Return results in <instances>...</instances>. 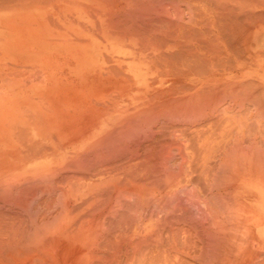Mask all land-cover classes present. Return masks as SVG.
<instances>
[{
  "label": "bare ground",
  "instance_id": "1",
  "mask_svg": "<svg viewBox=\"0 0 264 264\" xmlns=\"http://www.w3.org/2000/svg\"><path fill=\"white\" fill-rule=\"evenodd\" d=\"M0 47H2L0 50V76L2 77V80L0 79L2 82V86L0 84L2 88H0V128H3V130L0 129V264H191L200 254L199 251L203 248L202 251H204L205 247L211 251L217 249V255L213 254L214 250L211 253L215 256L210 257L211 254L207 253L210 258L218 256L220 250H224L225 247V251H222L224 253L230 246L231 249L228 248L230 253L238 251L239 244L237 243L242 239L239 236L240 241L238 240L235 244L238 247L234 245L235 248L237 247L236 250L232 245V242L237 241V239L232 241L234 238L228 241L231 245H227L228 247L222 245L224 248L221 247L222 249L219 250V244H222L221 239L231 238L232 235L234 237L235 234L232 233L238 229L239 233L236 235H240L242 234L240 232L244 233L246 230L244 228V231H240V226L236 229L232 227L235 231L230 233L231 236L229 234V237L226 236V229L234 223L232 221L237 219V215L239 217L240 213L234 209L237 205L234 206L232 203V206L230 203L234 199H223L224 201L228 200L230 203L228 204V202H222V198L218 197L221 205L223 203L230 205L231 209H227L230 210L229 213L238 212L236 217L232 213L233 219H230L228 215L231 216V214L227 211L226 221H232H229V225L227 224L226 227H222L221 225L227 222H225V218H223L224 222L220 220V223L223 222L222 224L217 222L220 215L217 217L215 214L217 211L214 210L219 207H222L223 210L224 204L221 206L218 203L215 209V203H211L213 201L210 200L212 195L203 199V195L198 191V186L203 182L200 184L199 178L196 181L198 176L196 167H199V163L204 158L198 160L196 157L201 154L202 157L211 156L215 159L216 155L224 150L218 149L220 153L217 154V148L224 147V164L233 166V161L238 158L241 168L238 165L236 167L241 171L236 170L239 172L236 174V178L245 182L247 181L244 179L247 171L250 172L252 169L251 167L250 171L246 169L248 168L246 167L247 163L250 162L248 157L250 156L251 161H254V155L260 153L261 145L259 148L257 147V151L260 149L257 154H253V152L249 155L252 145H248V142H251L249 138L254 136L252 131L257 127L260 129L259 126L264 124L262 121L264 119V91L261 92L262 90L259 91L260 87L257 88L259 90L255 87L257 90L255 92L253 85L257 84L255 81L253 83L249 80L253 79L264 85L262 80L264 76V0H0ZM144 79L151 82L149 91L144 88L147 86L140 85L141 80ZM261 83L262 89L264 86ZM44 98H50L53 101L50 104L52 107H47L49 103L44 102ZM35 102L38 104L37 107ZM222 103L226 104L223 106ZM251 103L254 105L251 110L254 109L257 114L259 113L256 115L254 112L258 117L255 121L259 122V126L256 128L249 125L255 117L254 115L248 117V114L251 113V110H247L248 104ZM220 106L224 109H220ZM43 109L53 110L56 113L55 117L49 121L55 122L56 137L61 144L47 146L48 148L40 156L30 157L22 150V139L19 138L18 132L13 127L27 126L28 121L21 120V118L26 117L25 113L28 111H34L38 116L29 129L35 141L44 142L48 138L46 134L48 120L45 118L43 120ZM6 111L8 116L3 115ZM167 113L171 114L169 117L177 113L174 115L175 117L173 116L174 120L173 117L167 119L166 116V119L169 120L167 124L171 120L169 125L172 120L177 122V118L182 117V120L184 116L189 120L187 119L183 123H189L192 119L200 118L202 113L201 116L204 119L201 123L197 119L198 122L195 123L196 132L194 135L198 136L197 140L194 137L195 143H193L194 140L189 143L194 161L195 159L198 161V163H194V167L191 165L194 161L189 160L193 157L190 156L191 151L189 153L185 148L188 145L184 146L188 138L186 133H189L185 129H188L187 124L185 128H183L184 125L179 128L174 123L173 126H167L165 123L170 129L174 128V131H171L176 134V139H174L176 142H163L160 139L162 144L158 145L161 148L153 142L154 139H149L150 142L147 143L144 142L147 137L144 136L143 131L148 125L143 123H151L146 129H151L152 124L154 126L161 121V124H164L165 117L161 121L158 120ZM190 117L192 118L190 119ZM181 120L179 119V121ZM139 124L146 125L144 130ZM110 125L113 126L111 129ZM136 125H139V128L135 129ZM158 125L160 124L158 123ZM162 126L164 127V125L159 127L163 128ZM249 126L252 131L248 129ZM166 128L167 136L173 139L174 137L169 135L171 131L169 132V129ZM190 128L191 126H189ZM138 129H140L139 133L143 130L140 138L146 137L144 141L139 139ZM158 129L155 130L156 133ZM194 129L192 128L193 131ZM234 129H238V133L240 132L239 136H236L235 133V138L232 135ZM133 130L139 134L137 138L139 144L127 141L129 135H132V138L136 136V132ZM248 130L251 131L248 134L251 135L249 138H247ZM260 130L258 131L260 132ZM263 130L264 125L261 133L257 131V134H261L257 138L259 141L257 144L261 142L259 139L260 137L262 139ZM114 131L118 133V138L115 140H113L114 133L111 135ZM152 131L154 132V129ZM177 131L179 132L177 133ZM184 131L186 132L183 133ZM130 132H134V135ZM158 133H160L159 130ZM151 134L153 133L149 131L148 138ZM231 135L234 139L231 138ZM167 136L164 135L163 138L166 140ZM254 137L256 138V134ZM254 137L251 139L252 141L254 139L255 142L257 140ZM236 138L240 142V145L238 144L240 150L236 148L237 158L234 159L235 154L233 156L231 152L235 149L231 147L237 144L234 143ZM88 140L93 142L88 144ZM110 140L111 143L112 140L116 143V145L109 144L114 157L106 159L108 154L110 156L112 154V151L110 153L104 149L108 146L107 141ZM119 141L122 143L119 144ZM263 141L264 138L262 139L264 148ZM223 142L226 143V146L224 144L220 146ZM252 144L256 145V142ZM93 145L98 146L99 149L101 147L100 150L104 147L103 149L108 152L102 154L103 159H98L99 149L97 147L98 151H95L91 148ZM60 147L62 150L58 149ZM69 147H76L77 150L70 153L67 149ZM189 147L187 148L189 149ZM249 147L251 151L247 153L246 148L249 150ZM121 148L122 151H120ZM230 148L234 150L230 151ZM91 150L94 152H90V159L98 154V160L91 162L88 157L87 159L85 157L84 160L80 157V159L82 158L81 162L75 158L84 156L86 153L88 155ZM202 153L205 155L203 156ZM92 154L96 155L92 157ZM58 155H60L59 158ZM66 155L71 159H64L67 157ZM38 157H52V161L45 160L40 167L33 169L28 166L27 168V164L37 160L34 158ZM115 157L117 158L114 159ZM199 158L201 157L199 156ZM255 159L257 160V158ZM259 161L253 163L258 164ZM222 162L219 165H222ZM201 167L202 165L198 168L199 171L204 166ZM219 167L217 168L219 169ZM195 172L196 176L194 175L195 178H193ZM223 172L225 173V171ZM204 173L205 176L206 171ZM212 173L216 174L214 171ZM232 174L231 176L235 177V173ZM219 175L217 173L215 176ZM227 175L225 174V176ZM256 176L259 180L260 177L257 173ZM213 177L212 179L216 180ZM32 178L33 180L38 179L35 182L40 179L42 183L46 184L43 187L40 185L41 191H44L43 196L46 193H53V191L57 192L59 196L54 199L53 197L56 195L53 194L52 197L50 194L51 197L47 196L49 198H47V202L43 199L42 202L47 210L44 211L42 207H39L41 212H44L41 213L38 209V212L41 213H36L39 215L38 218L33 213L37 219L32 216L31 208H29L30 214L27 213L31 218H26L24 215L23 204L28 207L26 205L29 201V199L26 200L28 196L23 197L25 200L17 199V197L16 200L12 198L14 195L17 196V194L12 196L15 187L17 191H20V186L27 184L28 180ZM203 178L207 179L206 176ZM209 178L208 181L206 180L207 182H209ZM235 179L234 181H236ZM191 180L196 182L188 191L195 192L197 190L195 193L199 192L198 196H202L199 199L204 200L205 207H203L206 208L202 211L206 210L210 214L207 220L204 217L206 215L203 216V213L206 212L202 213V219L198 218L201 215L200 208L202 209V207L200 205L202 204L194 206L197 203L192 205L193 200L188 198L195 193L193 195L188 193V196L185 194L188 192L189 185L192 186L193 181ZM31 182L29 181L30 184ZM48 182H52L53 186H50ZM219 182L218 186L222 184L221 181ZM196 183L199 185L196 186ZM210 183L212 185V182ZM217 183L216 185L213 183V185L217 186ZM26 184L24 189L29 187ZM35 184L37 185V183H33V185ZM203 184L209 185L208 183ZM211 187L207 189V186L202 190L205 193L206 190L213 189ZM38 188L37 190H39ZM226 188L228 189L223 195L231 197L233 192L230 193V185ZM105 189L110 190L108 195L104 192ZM21 191L18 197L22 196L23 191ZM41 191H38L39 194ZM214 191L212 193L210 191L209 194H214ZM218 192L220 191L218 190ZM217 196L215 201L218 200ZM40 197L39 199H42ZM194 198H197L196 195ZM199 199L198 201H201ZM18 200L22 201L18 202ZM188 200H190V205L188 202L187 204L184 202ZM239 200L242 203V199L239 198ZM239 200H234V202ZM242 201L244 203V200ZM14 202L17 205L14 204V206L17 209L21 207V210L15 211L16 208L12 206ZM42 202L40 204L43 205ZM245 203L247 204L246 201ZM245 203L241 204L240 209L238 207L236 209L243 208L244 211L245 207H250ZM124 204L127 206L125 207L126 212L119 210ZM186 205L197 208H194L193 211ZM244 205L245 207H243ZM224 206L226 207V205ZM12 207L14 210H11ZM189 209L191 213L196 211L198 216L194 213L191 214ZM232 209L234 211L231 212ZM245 209L248 212L249 208ZM118 211H122L124 214L118 215ZM35 212L37 211L35 210ZM186 212L190 213L192 217L194 214L197 219L187 216ZM226 213L221 214L225 215ZM109 215L110 218H113L110 223L108 222ZM242 216L246 220V218L250 219L252 215L248 217L247 214L246 218V214ZM240 218L243 220L241 216ZM200 220H204V222H200ZM251 221L254 220L251 218ZM217 223L220 229L221 227L225 228L221 229V232L226 230V235L224 232L222 234L217 231ZM107 225H111L110 231H108ZM212 225L217 227V234L215 229L214 233L209 229L205 233L204 228ZM187 226L195 229V232H191ZM200 226L202 231L204 229L203 232L200 231L204 235L203 237H206L205 234H207L206 240L200 237L202 234L197 231ZM244 227H247V224ZM186 228L191 232V238H189L190 232L187 234L189 240L195 236L196 240L193 241H198L193 243L196 248L202 239V242L209 241L211 240L208 239L209 237L215 241L218 239L213 238L220 237L218 233L222 235L220 241L213 242L214 246L211 240L210 244L213 249L211 246L209 248L207 241V246L203 242L205 246L200 247L202 248L200 250L198 248V252L194 251L193 253L190 250L188 252V249L186 252L185 247L181 245V241H185L187 237V235H183L187 232ZM209 232L211 233L209 234ZM198 234H200L199 237ZM244 235L242 234V237ZM255 236L250 237L255 239ZM197 237L202 239L197 240ZM191 240L189 242H192ZM248 240L251 241V238L248 237ZM186 241L188 242V240ZM253 241L259 242V240ZM218 242L220 243L218 244ZM258 242H255L256 245L259 244ZM201 245L200 243L199 246ZM251 245L249 244L250 248L246 246L248 250H252ZM191 246L186 247L191 249ZM215 246H219V248ZM255 248H253L255 253L251 255V258H255L254 255L263 252L260 249L262 247ZM194 250H196L195 246ZM240 250H242V246ZM256 250L260 253L258 254ZM204 252H202V257L201 254L199 255L201 259L208 258V256H204L206 254L203 255ZM186 253H192L195 258L192 257V254L186 255ZM240 253L237 252V254ZM250 253L244 256L248 259ZM222 254L220 255L222 256ZM184 255L187 260H189L187 256L192 257L193 260L188 262ZM262 255L258 259H262L264 257ZM230 256L232 258V255ZM230 256L228 257L230 258ZM256 259H254V263H252L253 261L249 263L247 260L248 264L262 263V260L257 262ZM198 260L197 258L196 263ZM216 260H218L217 257ZM229 261L227 260L226 263ZM247 261L244 264H247ZM217 263L218 261L215 262V264ZM236 263L238 262L236 261ZM241 263L243 264V261Z\"/></svg>",
  "mask_w": 264,
  "mask_h": 264
},
{
  "label": "rangeland",
  "instance_id": "2",
  "mask_svg": "<svg viewBox=\"0 0 264 264\" xmlns=\"http://www.w3.org/2000/svg\"><path fill=\"white\" fill-rule=\"evenodd\" d=\"M0 50H2V47H0ZM263 65H264V61H263ZM263 65H262V66H263ZM263 67H264V66H263ZM14 70H18V69H14ZM0 77H1V76H0ZM252 78L255 79L254 76H252ZM0 79L2 80V77H1ZM1 80H0V84H1V86H2V82H1ZM262 80L264 81V76H263ZM249 81H250V82H253V83H254V81H255V84L259 85V86H257V85H253V89H254L255 92H256L257 90H259V89H257L258 87H260V90H259V91H261V90H262L261 92L264 91V90H263V89H264V87H263V86H264L263 83H261V82L258 83L256 80H253V79H251V80H249ZM150 83H151L150 81H148L147 79H144V80H141L140 85H141V86H147V87H144V88H145L146 90L149 91V89H150V87H151ZM260 83H261V85H263V86H262V87H263L262 89H261ZM1 86H0V88H1ZM255 87H256L257 90L255 89ZM1 89H2V88H1ZM11 92H12V91H11ZM37 102H40V101L37 100ZM37 102H35L36 107L38 106ZM44 102L49 103V105H48L47 107H52V106H50V104H51V102H53V101H52L50 98H48V99H47V98H44ZM225 104H226V103H225ZM225 104L222 103L223 106H224ZM248 106H249L250 109L248 108L247 110H251L252 106L254 107L253 103L248 104ZM246 107H247V106H246ZM246 107H245V108H246ZM222 108H223V107L220 106V109H222ZM256 108H257V107H256ZM36 109H37V108H36ZM223 109H224V108H223ZM252 112H253V113L256 112V115L259 114V113L257 114V111H254V109H253V111L251 110V113L248 114V117H251L252 115L255 116V113L253 114ZM42 113H43V114H42V116H43V120H44V118H45V120H48V122H47V124H48V128H47V131H46V134H47L48 138H47L44 142H41V141H35V139H33V137H32V133L30 132V129H29V128H31L32 123L35 122L36 117L38 116L37 113L34 112V111H31V110L28 111L27 113H25L26 117L21 118V120L26 119V120L28 121V122L26 123L27 126H25V127H23V126L15 127V126H14V127H13V128H15L16 131L18 132V136H19V138L22 139V140H21V145H22L21 148H22V150H23L24 152L28 153V154L30 155V157H32V156H33V157L40 156V154H43V151H44L46 148H48L47 146H51V147H52L54 144H57V145H60V144H61L60 141L58 140V137H56V136H57V135H56V134H57V129H56V126H55V125H56L55 122H54V121H51V122L49 121V119L51 120V119H53V118L55 117L56 113H55L53 110L48 111V110H46V109H43V110H42ZM263 113H264V112H263ZM165 114H166V113H165ZM175 114L177 115V113H175ZM175 114H172V115L174 116ZM250 114H251V115H250ZM3 115L8 116V112H7V111L4 112ZM170 115H171V114H170ZM170 115L167 113V115H165V116H161L160 120H158V119H157V120H158V121H161V120H163L164 117H165L166 122H165V120H164V121H163L164 124H161L162 121H161V122H158V123H159L160 125H164V127H165L166 124H167V122L169 121V120H167V119H168V117H169ZM178 115H179V114H178ZM201 115H202V113H201ZM201 115H200V118H197L198 121L200 120L199 123H201V121L204 119V118H202ZM249 115H250V116H249ZM261 115H262V114H261ZM166 116H167V119H166ZM173 116H171V117H173ZM180 116H181V115H180ZM162 117H163V118H162ZM171 117H169V118H171ZM174 117H175V116H174ZM174 117L172 118L173 120H174ZM176 117H178V116H176ZM185 117H186V116H184V118H183L184 121H182L183 119L181 120L182 117H181V118H177V122H176V121L173 122V120H172V123L169 125V123L171 122V120H170V122L167 124V126H168V125H169V126H173V123H174V124L177 125V127H179V128H182L183 125H184L183 128H185V127H186L185 125L187 124L188 129H187V128H185V129L188 130L187 132H189L190 134H189V133H186V134H188V135H187L188 138H187L186 135L184 134V136L188 139V140L186 139V144H184V146H187V145H188L187 147H189V146H190L189 143H192L191 140H192V141L194 140L193 143H195V139H194V137L196 136V134L194 135V132H196V125H195V123H197L198 121H197V119H195V117H193L195 120L192 119V120H191L192 122L190 121L191 124H190V122H189V123L187 122L186 124H184L183 122H185L187 119L189 120V118H186V119H185ZM221 117H222V116H221ZM256 117H257V116L254 117V120H252V122L249 121L250 124L248 123L249 125H252V127H255V128H256L257 126H259V122L255 121V120H256ZM191 118H192V117H190V119H191ZM257 118H258V117H257ZM179 119H180L182 122L179 121ZM261 119H262V118H261ZM219 120H220V119H219ZM221 120H222V118H221ZM257 120H258V119H257ZM193 121H194V123H193ZM196 121H197V122H196ZM262 121H264V119H263ZM156 122H157V121H156ZM156 122H155V123H156ZM220 122H222V121H220ZM145 123H146V125H148V126H146V125L143 126L142 124H141V125L139 124L143 130H144V127H145V126H146L147 128H149V124H151V123H148V122H144L143 124H145ZM147 123H148V124H147ZM155 123H154V124H155ZM158 123H156V124L154 125L155 127H154L153 124H152V127L150 126L151 129H146V127H145V130H146V131H145V130L143 131V130L141 129V130L143 131V134L145 133L144 136L147 137V138L144 137V138H146L145 141H144V138H143V137H142V139L140 138V136H141V134H142V131H141V133H139L140 129L137 130V132H138L140 135L137 134V132H136L135 130H133L134 132H136V134H135L136 136H134L135 138H134V137L132 138V135H129V138H127V139H128L127 141H128V142L130 141L129 143H134V142H136V143L139 144V141H137V140H139V139H141V141H144V142H146V143H147V142H150V141H148L149 139H154L153 142L156 143L157 145H158L159 143L162 144V142L159 141L160 139H161V141H163V142H170V141H171V142H172V141H173V142H176V140L174 141V139H176V136H175L176 134H175V132H173V131H174V128L171 127L172 129H170V127H167V126H166L167 128L165 127L167 130L169 129V130H168L169 132H170L171 130H173V131H171L172 134H171V132H170V134H169V132H168V134H169L170 136L174 137L173 139H171V137H168V136H167V131L165 130V128H164L163 126H162L163 128L159 127L160 125L157 126ZM165 123H166V124H165ZM177 123H178V124H177ZM181 123H182V124H181ZM179 124H181V125L178 126ZM219 124H220V123H219ZM139 125H138V126L136 125L134 128H135V129L139 128ZM175 125H174V127L176 128ZM221 125H222V124H221ZM263 125H264V124H261V125L259 126V128H260V129H261V128L263 129ZM5 126H7V125H5ZM111 126H112V125H110V129L113 127V126H112V127H111ZM181 126H182V127H181ZM189 126H191L190 129H189ZM194 126H195V127H194ZM219 126H220V125H219ZM136 127H137V128H136ZM153 127H154V128H153ZM249 127H250V128H248V129L251 130V126H249ZM158 128H161V129H158ZM192 128H193V129L195 128L194 131L192 130ZM219 128H220V127H219ZM219 128H217V129L219 130ZM0 129L3 130V128H0ZM110 129H109V130H110ZM153 129H154V132H155L156 129H158L160 133H158V130H157V133H156V132L154 133V132L152 131ZM253 129H254V128H253ZM257 129H258V127H257ZM257 129H254V130H257ZM260 129H258V130H260ZM262 129H261V130H262ZM160 130H162V131H160ZM189 130H190V131H189ZM191 130H192L193 132H192ZM232 130H233V129H232ZM236 130H237V131H236ZM236 130L234 129V134H233V131H232V135H233V136L235 135V133L237 134L236 136H239V135H240V132L238 133V129H236ZM249 130H248V131H249ZM254 130H253V131L251 130V131L254 133V134L252 133V135L255 136V134H256V138H255L254 136H253V137L255 138V140H257L258 136H259V135L261 136V134H257V131H258V130H257L256 132H255ZM261 130H260V132H259V131H258V132L261 133ZM149 131H150V133H153V134H151V136L148 138L147 135L149 134ZM151 131H152V132H151ZM165 131H166V133H164ZM179 131H181V130H179ZM179 131H177V133H178ZM216 131H217V130H216ZM235 131H236V132H235ZM251 131H249L248 133L246 132V133H247V138L251 137V135H248L249 133H251ZM263 131H264V130H263ZM25 132H26V134H25ZM134 132H133V133L130 132V133L134 135ZM161 132H162L163 135L161 134ZM185 132H186V131H184L183 133H185ZM219 132H222V131H219ZM113 133H114V135H113L114 137H113V136H112V137H113V140H115V139L118 138V133L114 131V132L111 133V135H112ZM173 133H174V134H173ZM23 134H24V136H23ZM29 134H30V135H29ZM220 134H223V133H220ZM238 134H239V135H238ZM115 135H116V136H115ZM138 135H139V139H137V138H138ZM152 135H153V136H152ZM159 135H160V137H159ZM164 135H165V137L167 136L166 140L163 138ZM190 135H192L191 138H190ZM193 135H194V136H193ZM232 135H231V138L234 139L236 136H234V138H233ZM130 136H131V137H130ZM142 136H143V135H142ZM178 136H179V134H178ZM263 136H264V132H263ZM263 136H262V139L264 138ZM157 137H158V138H157ZM197 137H198V136H197ZM197 137H195L196 140H197ZM253 137H251V138H253ZM237 138H238V137H237ZM237 138H236V140L234 141V143H237V144H235V146H232V145H231V146H232L231 148L234 147L235 151H232V150H234V149L231 150V148H230V151H232L231 153H233V156H234V154H235L234 159L237 158V156H236V155H237V152H236V151H237V150H240V147H238V146L240 145V142H239V140H238ZM251 138H249V140H251V142L248 140V141L250 142V143L248 142V145H252V146H251V147H252V151L250 150V147H249V150L246 148L247 153H248V151H251V153H250V152L248 153L249 155H251L253 152H254L253 154H257L258 151L260 150V149H259V150L257 151V147L259 148V145H261V146H260V148H261L260 153H258L257 155H254V157H253V155H252L254 161H257V162H258L259 159H260V158H261V159H260L259 163L256 164V163H253L254 161H251L252 158H251L250 156L248 157V158H249V161L251 162V164H250V162L247 163L248 165H246V167H248V168H246V169H247V170L249 169V171H250V167H251L252 169H251L250 172L247 171L248 174L246 173V175H245L246 177H245L244 179H246V180H247L248 182H250V183H248L247 181H245V182H246V183H245L242 179H238V180H237V178H236V176H237L236 174H237V173L239 174V172L241 171L240 169L238 170L237 167H236V166L238 165V167L241 168L238 158H237V160H235L236 162L233 161V163H234L233 166H229V165H227L226 163H225L226 165L224 164L225 153H224L223 151H225V148L222 147L221 145L224 144V146H226V143H225V142H223V143L220 144L221 148H217V150L220 149V151H221V149H224V150H222V152H221V153H223L224 155H223V154L220 155L221 153H220L219 150H218V151H217V154H219V153H220V154H219V155H216L217 158L214 156L215 159H214L213 157L211 158V156L208 157V158L202 157L201 154L199 155L201 158H199L198 155H197V157H196L198 160H201L202 158H204V159H202L203 161H201L202 164H200L201 162L199 163V167H198L197 164H196V166H197V167H196V169H197L196 171H197L198 174H196V172H195V173L193 174L192 177L195 178V176L198 175V176H200V177L197 176V177H196V181H198V178H199V182H200V184H201V182H203V183H208V184H209V185H207V184H203V183H202V185H199V183H196V184H195L196 186L199 185V186H198V187H199V190H198V191H200V194L203 195V199L206 198L208 195H209V197H211V195H212L211 198L213 199V195L215 194L214 196L216 197V196H217V193H218L217 199H218V197H220L219 199L222 198L221 200H223V199H228V200H231V199L239 200V198H240V199L244 200V203H245V201L247 202V204L245 203L246 206H247V205H250V207H249V206H248V207H245V205L243 206V207H245V208H249V209H248V212H247V209H245V208H244V211H243V208H241V210H239L240 207L244 204L243 201L241 200L242 203H240V200H239L238 202H234V200H232V202L230 201L231 204L234 203V206L237 205V207H238L239 209H236L237 207H235L234 209H235L236 211L238 210V212H239L240 214H239V217H238V215H237L238 212H236V213H237V214H236V213L232 212V211H234V209L231 210V212L234 214V217H236V215H237V217H236L237 219H235V220H233V221L231 220V221L234 222V223H232L233 226H232V224H230V225H231V226H230L231 228L229 227V228L226 229L227 232H226V230H225V232L227 233V235H226V233H225L224 231H222V232H224L225 234L221 232V229L224 230L225 228H222V227H226L227 224H228L229 221H230V220H229L228 222L226 221V220H227V219H226V218H227L226 215H228L227 213L230 212V210H227V209H231V208L229 207L230 205H228V204H230L229 201H228V200H227V201H224V200L222 201V202H224V203H225V202H228V204H224V203H223L224 205H226V207L222 204V205H223V210H222V207H219V208H221V209H219V208L216 209V207L218 206V203H220V202H219V199L215 201V200H214L215 197H214L213 200L210 199V198H207V199H210L211 201H213V202H211V203H213V204L215 203V205H216V206L214 205V206H215L214 208L216 209V210H214V211H215V212L217 211L215 214H216L217 217L220 215V216L218 217L219 220H218L217 222L220 223V222H221L220 220H223V218L226 217L224 220H225V222H227V223H223V222H224V220H223V222H222L223 225H221V226H222L221 229L218 227V223L216 224V226H217L218 228L215 227L214 225H212V226H210V227H207V228H204V227H203V228L205 229V231H204V229H203V231H204L205 233H206V231H208V229H209V231L212 230L211 232L214 233V232L216 231V228H217V231H220L219 233H222V234L226 235L227 237H229V236H231L230 233H232L233 231H235V230H233V229L239 228V226H240V231H241V230L244 231V230L246 229V230L244 231V233H245V232H246V233H245V235H244L243 232H240V233H242V234L244 235L243 237H242V234H240V235H236V233H237V234L239 233V229H238V231L236 230L235 232L232 233V234H235L234 237H233V235H232L231 238H230V237H229V238H223V237H226V236L223 235V237H222L223 239H221V240H222V241H221L222 244H219L220 242H218V244L220 245V248H219V246H218V247L215 246V247L219 248V250H220V249L224 248L225 245H226V246H227V245L229 246V245H231V244H230V242H228V241H229V239H230V241H231V239H233V238H234V239H233L232 241H235V240L237 239V241L232 242V245L234 246V245L236 244V242H238V240L240 241V239H238V236H239V238H240V237L242 238L241 241H240V242H242V243H240V242L237 243V244H239V247H238L237 245H235V246L238 247V248L236 247V248L238 249V251L236 250L235 246H234L233 248H235V250H236L238 253H240V252H241V253H240V254H237V252L234 251L233 248H232V251H234V252H236V253H234V252H232V251H231L232 253H230V250H229L228 248L231 249V246H230V247L227 246L228 248H227V250H226V253L222 252V251H225L226 247L224 248V250H222V251L220 250V252H219V250H218V252H219L220 254H222V253H223V254H222V256H221V255L218 253V256H216L218 260H216V257H215V258H210V257H212V256H215V255H213V254H216V255H217V252H216L217 249H216V248H215L216 250L213 249V246H214L213 242L216 243L215 241H220L219 239L221 238V235H222V234L220 235V234L218 233V235H219L220 237H219V238H217V237L213 238V239H218V240L213 241L212 238H209V237H208V239H211L212 242H211V240H209V241L207 240L208 242H207V241H203V242L206 244V246H207V243H208L209 248L212 247V249L214 250V251L212 250V251H213V254H211V253H212L211 249H208L207 247H205L206 252H204L205 250L202 251L204 248H203V249L200 248V247L205 246L204 243L202 242V240H203V239L206 240V237H207V234H205V233H204V234L206 235V237H203L204 235L201 233V232H203V231L201 230V229H202L201 226H200V228L198 227V230L196 229L199 233L202 234V236H200V237H203V239H202V238H198L200 234L197 235V236H198V237H197V240H201V239H202L201 242H199V245H200V243L202 244L201 246H199V245L196 243V244L198 245L197 248H196V245L193 244V243H195V242H198V241H193V240H196V239H195V236H192V240L190 239L192 242H189V241H190L189 238H191V232H195V229H191L190 226H187V227L190 228L191 232H190L189 229L186 228V229H187V232L184 230V232H186V233L183 234V235L186 236V235L188 234V232H190V237H189V235H187V237H186L187 239L185 238V241L188 240V242L186 241V242H187L186 245H184V244L186 243L185 241H183V240L181 241V245H183V247H185V251L187 252V249H188V252H189V250H190L191 252L193 251V253H194V251L198 252L200 249H202L201 251L204 252L203 255L206 254V255H204V256H208L207 253H209V255L211 254L210 257H209V256H208V258L206 257L207 259H205V258H202V259H201V257H202V252H201V251H199V253L201 254V255H200V254H199V255H200L201 257L198 255L200 258H199L198 256H196V258H195V256H194L192 253H189V254H192V255H193L192 257L195 258V259L193 260L192 257H188V256H187V258L189 259V260H187V259H186V255H187L188 253H186V255H184L185 257H184V256H183V257H184L188 262H189V261L191 262V261L193 260L191 264H193V262H194V264H207V263L212 264V262H214L213 264H215L216 261H218L217 264H229V263H230V264H232V263H233V264H242V263H241L242 261H243V264H244V263H246L247 260L249 261V263L252 262V261H253L252 263H254V259H255V258H257V259H256L257 262L260 261V260H262V263H260V264H264V263H263V258H264V257H262V259H258V258H261L260 256L262 255V253H263L262 256H264V173H263V172H264V168H263V170H262V167H264V158H263V157H264V156H263V155H264V153H263L264 151L262 152V150H264V148H263V146H262V139H261V137H260V139H259V140L261 141L260 143L257 144V142H259V141H258V140L255 141V142H256V145H255V144H252V143H255V142H254V139H253V141H252ZM168 139H171V140L167 141ZM92 140H93V139H92ZM92 140H90V141L88 140L87 143H88V144H89L90 142L92 143V142H93ZM113 140H112V143H111V140H110V141H107L108 143H106V144H108V146H107L106 148H108V149L102 147V150H100L101 147H100V149H99V147L97 146L98 149H99L98 154L100 153V154L102 155V154H104V152H106V151H108V152L110 151V153H111L112 149H111V145H109V144H113V143L115 142V141H113ZM122 140H123V139H122ZM122 140H121V141H122ZM146 140H147V141H146ZM34 141H35V142H34ZM121 141H119L118 143H119V144L122 143ZM141 141H140V143H141ZM230 141H231V140H230ZM232 141H233V140H232ZM109 142H110V143H109ZM144 142H142V144H144ZM151 142H152V141H151ZM263 142H264V141H263ZM37 143H38V144H37ZM91 143H90V144H91ZM104 143H105V142H104ZM123 143H124V141H123ZM234 143L231 142V144H233V145H234ZM49 144H50V145H49ZM65 144H66V143H65ZM102 144H103V143H102ZM106 144H103V145H106ZM114 144L116 145V143H114ZM160 144H159V145H160ZM199 144H200V143H199ZM238 144H239V145H238ZM103 145H102V146H103ZM159 145H158V147L161 148ZM263 145H264V143H263ZM38 146H39V147H38ZM93 146H94V147H93ZM93 146H92L91 148H93L95 151H96V150L98 151L96 145H93ZM100 146H101V145H100ZM109 146H110V148H109ZM123 146H124V145H123ZM112 147H113V146H112ZM187 147H185V148L189 151V153H190V151H191L190 156H193V151H192V149H191L190 147H189V149H188ZM255 147H256V148H255ZM74 148H75V149H74ZM103 148H104L106 151H105ZM236 148H239V149L236 150ZM254 148H255V150H254ZM262 148H263V149H262ZM58 149L60 150L61 147L58 148ZM67 149H68V152H70V153H72V151L77 150L76 147H72V148L69 147V148H67ZM70 149H71V150H70ZM109 149H111V150H109ZM27 150H28V151H27ZM61 150H62V149H61ZM113 150H115L114 147H113ZM120 151H122V148H121ZM198 151H199V150H198ZM90 152L93 153L94 151L91 150V151H89V154H88V155H87V153H86L84 156H76L75 158H76V159L78 158L77 161H81V162H82V158H83V160H84L85 157H86V159H87V157H88V160H90L91 162H94L95 160H98V159H100V158H101V159L104 158L103 155L101 156V155L99 154V158L97 159L98 154H97V155H96V154H92V157H93V155H96V156H94V157L92 158V159H93V161H92V159H90V156H91V155H90V154H91ZM108 152H106V153H108ZM114 152H115V151H114ZM199 152H200V151H199ZM199 152H197V153H199ZM201 152H203V150H201ZM96 153H97V152H96ZM197 153H196V154H197ZM203 153H204V152H203ZM203 153H202V155L204 156L205 154H203ZM261 153H262V154H261ZM112 155H113V151H112L111 156H110V154H108V157H105V158L107 159V158L114 157V156H112ZM114 155H115V154H114ZM59 156H60V155H58V158H59ZM66 156H67V155H66ZM105 156H107V155L105 154ZM190 156H189V157H190ZM218 156H219V158H218ZM220 156H221V157H220ZM80 157H82V158L80 159ZM95 157H96V159H94ZM102 157H103V158H102ZM258 157H259V159H258ZM75 158H74V160H75ZM116 158H117V157H115L114 159H116ZM250 158H251V159H250ZM255 158H257V160H256ZM34 159H37V160L30 161V163L27 164V168H28V166H29V167H32V168L34 169V168H36V167H40L42 164H44L43 162H44L45 160H50V161H52V160H51L52 157H50V158H49V157H46V158H44V157H42V158H41V157H38V158H34ZM64 159H66V160H67V159L70 160L71 158L67 156V157H65ZM79 159H80V160H79ZM191 159H192V162H193V161H194V156L191 157V158H189V160H191ZM206 159H212V160L214 159V160H213V164H215V165H217V166H215V165H214L215 167H214V166H213V167L210 166V165H213V164H212V160H206ZM216 159H217V161H216ZM218 159H219V161H220L219 163H218ZM223 159H224V160H223ZM30 160H33V159L30 158ZM54 160H55V159H54ZM204 160H205V162H204ZM222 160H223V162H222ZM261 160H262L263 162H262ZM195 161H196V162H195ZM195 161L191 164V165H193V167H194V163H198V161H197L196 159H195ZM210 161H211V162H210ZM203 162H204V164L206 163V165H204ZM214 162H216V163H214ZM221 162H222V165L224 164V166H225L224 168H223L222 165H219ZM261 162H262V163H261ZM207 163H209L210 165H208ZM217 163H218V164H217ZM253 164H255V165H253ZM259 164H261V165H259ZM201 165H202V167L204 166L203 168H205V170H203V168L201 167V168H202V169H201L202 172L199 171L200 169L198 170V168H200ZM218 165L221 166V167H219ZM252 165H253L254 167H253ZM256 165H257V166L259 165V166L257 167ZM206 166H207V167H206ZM209 166H210V169H212V170L214 169L213 171L216 172V174L218 173V175H219V174H220V175H219L218 177H216V176H215L216 174H215V173H212V172H213L212 170H211V173H212V174H211V173H210ZM255 166H256V167H255ZM217 167H219V169H218ZM228 167H229V168H228ZM234 167H235V168H234ZM32 168H30V170H32ZM206 168H207V169H206ZM215 168H216V169H215ZM220 168H223V169H220ZM231 168H232V169H231ZM255 168H256V171H255ZM226 169H227V170H226ZM257 169H258V172H257ZM208 170H209V171H208ZM221 170H222V173H223V174L221 173ZM228 170H229V172H231V173L227 172ZM233 170H235V171H233ZM236 170L239 171V172H236ZM260 170H262V172H260ZM198 171L201 172V173L199 174ZM205 171H206V175H205V176L207 177V179H206V178H203V177H205V176H204V174H205L204 172H205ZM207 171H208V172H207ZM223 171H225V173H224ZM232 172L235 173V177L231 176ZM259 172H260V173H259ZM203 173H204V174H203ZM207 173H209L210 175L208 176ZM234 173H233L232 175H234ZM256 173L259 175L261 181H260V179L258 180V176H256ZM261 173H262V176H261ZM195 174H196V175H195ZM202 174H203V177H202ZM221 174H222V176H221ZM225 174H228V175L225 176ZM194 175H195V176H194ZM223 175H224V176H223ZM229 175H230V176H229ZM249 175H250V177H249ZM212 176H214L213 178H216V180H213V179H212ZM192 177H191V178H192ZM201 177H202V178H201ZM209 177H210V178H209ZM228 177H229V178H228ZM230 177H231V178H230ZM200 178H201V179H200ZM208 178H209V182H207V181H208ZM217 178H218V179H217ZM233 178H234V179L236 178V179H235L236 181H234ZM247 178H248V179H247ZM256 178H257V179H256ZM210 179H211V180H210ZM222 179H225V180H222ZM226 179H227V180H226ZM32 180H33V178H32L31 180H28L27 184L29 185V187H25V189H24V186H25L26 183H25L23 186H20L21 189H22V191H23V193H21V194H22L21 197H18V196H20V195H19V194H20V191H21L20 187H17V188L20 189V191H17V190H16V187H15L14 193L12 194V196H13L14 194H17V196H16V195H14L13 197L11 196V197H12L13 199H15V200H16V197H17V199H18V198H19V199H20V198L22 199L24 196H25V197L28 196V198H26V200L29 199L28 204H26V205H28V207L25 206V204H23L24 208L22 207V208H23V211H24V215H25L26 218L29 216V215L27 214V213L29 212V208H31V209H30V212H32V213H31L32 216H34L33 213H35V215L37 216V218H38V216H39V215H37V214L39 213L38 211L40 210L39 207H42V208L44 209V211L47 210V209H45V208H46V207H45V204L42 202L43 199H44V201L47 202L48 199H49L48 197H51V195H52V197H53V194H54V196L56 195L55 197H53L54 199H56V198L59 197V196L57 195L58 193H57V192L55 193L54 191H53V193H46V192H45L46 194L44 193L45 195L43 196V192H44V191L42 192V191H41V188L43 187V185H44L45 183H44V182L42 183V182H41L42 180H40V179H39V181H37V182H35V181L38 180V179L33 180V181H32ZM206 180H207V181H206ZM218 180L221 181V183H222V184H220V185H223V181H224V185H223V186H220V185H219L220 188H218V187H219V186H218V183H220ZM229 180H230V181H229ZM249 180H250V181H249ZM252 180H253V183H252ZM254 180H255V181H254ZM29 181H30V182L32 181L31 184L29 183ZM191 181H193L192 186L189 185V188H187V191H188V189H189V191H190V189L193 187L194 183L196 182V181H194V180H191ZM204 181H205V182H204ZM217 181H218V183H217ZM226 181H229V183L227 182V183H228V184H227ZM233 181H234V182H233ZM262 181H263V182H262ZM38 182H39L40 184H39ZM210 182H212V185H211ZM33 183H37V185H36V184L33 185ZM51 183H52V182H51ZM51 183L48 182V184H49L50 186H53V184L51 185ZM213 183H215V185H216V183H217V186H218V187L215 186V185H213ZM27 184H26V186H28ZM38 184H39V186H38ZM190 184H191V183H190ZM225 184H226V185H225ZM237 184H238V185H237ZM255 184H256V185H255ZM31 185H32V186H31ZM40 185H41L42 187H41ZM45 185H46V184H45ZM204 185H206V186H204ZM228 185H230V188H229V189H230V193L233 192V193H231V194H232L231 197L228 196V195H223L224 192H226V190L228 189V188H226V186L228 187ZM234 185H235V187H234ZM244 185L246 186L245 189H244ZM203 186H204V187H203ZM207 186H208L207 189H209V187H211V186L213 187V189H211L212 187L210 188V189H211V190H210L211 192H210L209 190H206V191H205L206 194H205V193H204V190H202V189H203V188L205 189ZM214 186H215V187H214ZM236 186H237V187H236ZM38 187H40V188H38ZM187 187H188V186H187ZM201 187H202V188H201ZM37 188L42 192V193L40 192L41 197H40V194H39V192H38L39 190H37ZM214 188H215V189H214ZM216 188H217L220 192H218V190H217ZM231 188H232V189H231ZM23 189H24V190H23ZM185 190H186V189H185ZM185 190H184V191H185ZM214 190H215V191L217 190V191L215 192ZM222 190H223V193H221ZM224 190H225V191H224ZM231 190H232V191H231ZM22 191H21V192H22ZM34 191H35V192H34ZM108 191H109V193H110V190H109V189H108ZM108 191H107V189H105L104 192H106V194L108 195ZM189 191H188L187 193L184 192L185 194H187L186 196L189 195L188 193H190V195H193L197 190H196L195 192H189ZM213 191H214V194H209V192L212 193ZM24 192H25V193H24ZM207 192H208V194H207ZM198 193H199V192H198ZM198 193H197V194L195 193L192 197H189V196H188V198H190L191 201H192V200L194 201V203H193V201H192V205H194V204L197 203V205H194V206H198V205H200V203L202 204V205H200V207H202V209L200 208L201 212H200V210H198V209H196V210L199 211V212L201 213L200 217L202 216V213H203V212H206V213H203V216H204V214H205L206 216H204V217H205L206 220H207V219H209L210 214H209L206 210H205V211H202V210L206 209V208H204L205 205H203L205 202H204L203 199H199L200 196H198ZM202 193H203V194H202ZM50 194H51V195H50ZM106 194H104V195H106ZM182 194H183V193H182ZM233 194H238V195H233ZM107 195H106V197H107ZM195 195H196V197H197L199 200H201V201H198L197 198H194ZM205 195H206V196H205ZM220 195H221V196H220ZM42 196H43V197H42ZM47 196H48V197H47ZM186 196L183 195L184 198H185ZM223 196H224L225 198H224ZM233 196H234V197H233ZM39 197L42 198V199H39ZM45 197H46V198H45ZM47 198H48V199H47ZM186 198H187V197H186ZM188 198H187V199H188ZM192 198H194V199H192ZM200 198H202V196H201ZM237 198H238V199H237ZM45 199H46V200H45ZM195 199H196V200H195ZM22 200H25V198H23ZM22 200H18V202H20V201H22ZM50 200H51V198H50ZM185 200H186V199H185ZM190 200H188V201H184V202H186L185 204H187V202L189 203ZM221 200H220V201H221ZM40 201L43 203V205L40 204V203H41ZM214 201H215V202H214ZM217 201H218V202H217ZM1 202H2V200H1ZM171 202H172V201H171ZM15 203H16V202L13 203V205H12L13 207H15V206H14ZM198 203H199V204H198ZM235 203H237V204H235ZM239 203H240V206H239ZM248 203H249V204H248ZM17 204H18V203H17ZM241 204H242V205H241ZM15 205H16V204H15ZM41 205H42V206H41ZM124 205H125V206H124ZM124 205L121 207V209L119 208V210H122V211L126 212V211H125V207H127V206H126V204H124ZM189 205H190V203H189ZM189 205H186V206H188V208H189V207H190ZM219 205H221V203H220ZM222 205H221V206H222ZM16 206H17V205H16ZM18 206H20V205H18ZM203 206H204V207H203ZM227 206H228V208H227ZM232 206H233V204H232ZM13 207H12V208H13ZM153 207H154V206H153ZM192 207H193V206H192ZM12 208H11V210H14V208H13V209H12ZM15 208H16L15 211H17V210H19V209L21 210V207H18V209H17V207H15ZM42 208H41V209H42ZM128 208H129V205H128ZM190 208H191V207H190ZM194 208H197V207H194ZM194 208H191V209L193 210ZM198 208H199V207H198ZM224 208H225V209H224ZM26 209H27L28 211H27ZM34 209H35L37 212H35ZM38 209H39V210H38ZM25 210H26V211H25ZM32 210H33V211H32ZM126 210H127V209H126ZM194 210H195V209H194ZM194 210H193V211H194ZM219 210H221V211L219 212ZM224 210H225V211H224ZM44 211H43V212H44ZM122 211H121V212L118 211V212H117L118 215L124 214V213H122ZM188 211L190 212V209H189ZM227 211H228V212H227ZM30 212H29V214H30ZM40 212H41V210H40ZM43 212H41V213H43ZM128 212H129V210L127 211V214H128ZM224 212H225V213L227 212V213H226L225 215H224V214H221V213H224ZM36 213H37V214H36ZM41 213H39V214H41ZM186 213H187V212H186ZM190 213H191V212H190ZM190 213H187V214H188L187 216L192 217V216H191L192 213H194L196 216H198V214H197L196 211H195V212H192L191 214H190ZM207 213H208L209 215H208ZM232 213H229V214H231V216L228 215V217H230V219H233V217H232ZM242 213H243V214H242ZM26 214H27V215H26ZM125 214H126V213H125ZM194 214H193V217H192V218H196V219H197V217H195ZM244 214H246L245 218L247 217V214H248V217H250V216L252 215L251 218H252V220H254V221H251V218H250V219H249V218H246V220H244V217L242 216V215H244ZM249 214H250V215H249ZM130 215H131V214H130ZM221 215H222V217H221ZM223 215H224V216H223ZM207 216H208V217H207ZM240 216L243 218V220L240 218ZM257 216H260V217L258 218L259 220L256 218ZM34 217H35V216H34ZM108 217H109V218H108V219H109L108 222L110 223V220L113 219V218H110V217H111L110 215H109ZM185 217H186V215H185ZM190 217H189V218H190ZM200 217H198V218H199V219H202V218H203V217H201V218H200ZM231 217H232V218H231ZM28 218L30 219L31 216L28 217ZM35 218H36V217H35ZM35 218H34V219H35ZM37 218H36V219H37ZM205 218H204V220H205ZM220 218H222V219H220ZM238 218L241 219L242 221L239 220ZM32 219H33V217H32ZM187 219H188V218H187ZM190 219H191V218H190ZM199 219H198V221H199ZM255 219H256V220H255ZM204 220H200V222H201V221L204 222ZM206 220H205V221H206ZM231 221H230V222H231ZM255 221H257V223H255ZM29 222H31V221L29 220ZM203 222H202V223H203ZM222 223H220V224H222ZM235 223H236V224H235ZM237 223L240 224V225H238ZM224 224H226V225H224ZM246 224H247V227H244V226H246ZM255 224H256V225H255ZM111 225H112V224H111ZM111 225H107V228H109V227H110V228L114 227L113 225H112V227H111ZM200 225H201V224H200ZM228 225H229V224H228ZM248 225H249V227H248ZM242 226H243V227H242ZM250 226H251V227H250ZM115 227H116V224H115ZM214 227H215V228H214ZM232 227H235V228L232 229ZM253 227H254V228H253ZM110 228L108 229V231L111 230ZM212 228H213V229H212ZM242 228H243V229H242ZM244 228H245V229H244ZM248 228H249V229H248ZM206 229H207V230H206ZM214 229H215V231H214ZM229 229H231V230H229ZM253 229H254V230H253ZM113 230H114V228H113ZM228 230H229V231H228ZM248 230H251V231H248ZM200 231H201V232H200ZM217 231H216V234H217ZM255 231H256L257 233H256ZM211 232H209V234H210ZM251 233H252V234H251ZM216 234H215V235H216ZM228 234H229V236H228ZM247 234H248V235H247ZM255 234H257V235L255 236ZM193 235H194V234H193ZM215 235H214V236H215ZM208 236H210V235H208ZM246 236H247V237H246ZM250 236H252V237L255 236V239H252V237H250ZM188 237H189V238H188ZM248 237H249V239L251 238V241L248 240ZM183 238H184V236H183ZM243 238H245V239L243 240ZM246 239H247L248 241H247ZM245 240H246V241H245ZM253 240H259V242H258V241H255V242H258V243L260 244V246H258L259 244L256 245V243H255ZM244 241H245L246 243H248V244H247V245H246V243L244 244ZM184 242H185V243H184ZM206 242H207V243H206ZM210 242L212 243L213 246L210 244ZM223 242H224V243H223ZM226 242H228L229 244L226 243ZM249 242H253V243H249ZM254 243H255L256 246L254 245ZM188 244H191V245H193V246L188 245ZM218 244H217V245H218ZM243 244H244V245H243ZM249 244L254 245L256 248H257V247H258V248H259V247H262V248H263V249L260 248L261 251L263 250V252H261V253H260V251L258 252V250H256V252H258V254L260 253L261 255H260V254H259V255H254L255 258L252 257L253 260H252V258H251V255H253V254L255 253V252L253 251V248H255V247L251 245V247H252L251 249H252V250H250V249H249V250H250V252L252 251L253 253H250L249 250L247 249V247L249 246ZM222 245H224V247H223ZM186 246H187V247H190V246H191V249H190V248H187ZM194 246H195V249H196V250H194ZM210 246H211V247H210ZM241 246H242V250H240V247H241ZM243 246H245V247H243ZM246 246H247V247H246ZM221 247H222V248H221ZM192 248H193V249H192ZM198 248H199V250H198ZM243 248H244V249H243ZM248 248H250V246H249ZM256 248H255V249H256ZM258 248H257V249H258ZM207 249L210 250V251L208 252ZM246 249H247L248 251H247ZM185 251H184V252H185ZM227 251H228L229 254L227 253ZM242 251H243V254H242ZM244 251H245V253H244ZM196 252H195V253H196ZM214 252H215V253H214ZM247 253H250V254H248V256L251 258V260H250L249 257H248V259H247V257L244 256V255H247ZM189 254H188V255H189ZM197 254H198V253H197ZM224 254H225V256H224ZM230 255H232V258H231ZM233 255H234V258H233ZM235 255H236L237 257H236ZM204 256H203V257H204ZM219 256H220V257H219ZM228 256H230V258H229ZM241 256H243V257H241ZM258 256H259V257H258ZM225 257H227V258H225ZM235 257H236V258H235ZM238 257H239V258H238ZM244 257H245V259H246L245 262H244ZM190 258H191V260H190ZM197 258L200 260V262H199V260H198V263H196ZM220 258H221V260H222L223 258H225V259H224L225 262H224V260H222V262H224V263H222L221 260H220ZM241 258H242V259H241ZM203 259H204V261H203ZM233 259H235V260H233ZM236 259H237V260H236ZM238 259H239L240 262L238 261ZM201 260H202V261H201ZM215 260H216V261H215ZM227 260H228V261L230 260V261H229L228 263H226ZM206 261H207V262H206ZM233 261H234V262H233ZM236 261H237L238 263H236ZM248 261H247V264H248ZM231 262H232V263H231ZM260 262H261V261H260ZM255 264H257V263H255ZM258 264H259V263H258Z\"/></svg>",
  "mask_w": 264,
  "mask_h": 264
}]
</instances>
